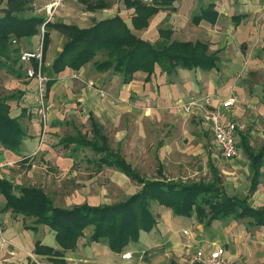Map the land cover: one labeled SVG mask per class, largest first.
Wrapping results in <instances>:
<instances>
[{
    "label": "crops",
    "instance_id": "obj_1",
    "mask_svg": "<svg viewBox=\"0 0 264 264\" xmlns=\"http://www.w3.org/2000/svg\"><path fill=\"white\" fill-rule=\"evenodd\" d=\"M176 1H174L173 5L162 7L157 14L153 15L146 29L136 31H142V35L139 36L155 44H159L163 39L160 34L162 28L172 30L170 41L205 42L209 45L210 53L216 52L219 57L215 67L210 69L179 67L176 71L168 73L157 65L155 72L152 74V79L149 81H146V72L137 71L131 82L124 83V77L121 74L112 70L100 72L95 67L92 70L88 65L79 70L67 67L64 71L56 73L51 68V64L58 53L53 56L50 50L49 53L47 50L45 66L48 69H46V74L49 80H53V85L50 88L51 90L48 91L50 110L46 133L43 132L42 120L37 112V81L28 78L26 75L17 77L6 69L1 70V74H6L4 79L6 90L19 89L24 92L20 99L10 101L12 113L18 116L22 113V109H28L29 112L32 110V114L31 117H23L29 136L24 140L21 152L15 153L0 147V178L10 180L17 187L30 186V182L27 181L29 179L37 181L35 178L38 168L40 169L47 165L45 170L49 171L54 170L52 167L54 165L56 168L58 167L56 170L61 171V176L79 164L78 162H84L83 160L94 166L93 179L101 174L104 168L113 169V167L105 166L98 171L95 161L90 160L94 157L91 149L88 150L93 153L92 156H86L83 151L87 149L76 151L72 146L67 147L61 142L67 135L75 134L79 130L84 132L76 125L75 120L73 121L74 118L81 114L78 108L80 106H83L84 110L88 112L89 120L94 116L101 123L106 133V128H108L109 124L117 125L120 122H124L125 119H129V121L135 118L140 120L143 117L161 115V113L168 112L169 108L175 104L188 102L193 97L208 94L214 95L210 105L222 110L223 119L226 122L234 120L239 125L237 142L240 154L241 149L243 150L240 147L241 136L246 135L249 139V133L243 132L239 121L235 120V115H238V117L243 115L240 107L242 105L246 107V103L257 106L258 102L260 107L264 106V103L260 102L261 100L252 83L248 80L249 70L261 69L260 67L264 61V0H197L198 3L202 1L198 10H196L197 1L194 4L192 3L195 0H183V5ZM203 1L207 2L203 3ZM210 6L215 7L214 9L218 13L215 23L206 17H201L203 11ZM2 7L3 5L0 6V9ZM171 7L173 8L172 12H166V9ZM192 11L194 13H192V22L203 36L196 39L177 38L178 32L176 30L177 25L180 24V17L183 16L182 14H188ZM199 17L200 20L198 21ZM164 21L173 25V27H160V24ZM130 25L132 26V21ZM153 27H157L155 39L150 37ZM196 29L192 30L197 32ZM189 32L191 33V31ZM186 34L188 35V33ZM34 37L30 40L24 39L22 42L31 43V46L28 47L34 49L40 43V39L35 42ZM157 41L159 42L157 43ZM231 42L238 45L244 43L242 46L243 49L245 48L244 52L241 49L240 53H221L225 45ZM62 47L58 48L59 52ZM87 82L89 83L87 84ZM93 84H96V86H93ZM101 89L109 91L111 97L107 98V96L102 95ZM260 92L264 100V85ZM231 95L241 96L242 102L237 99L235 105L228 108L224 107L222 105V97L226 98ZM15 108L17 109L16 111L14 110ZM193 109L190 113H186L171 108L169 113L175 121L179 120L176 118L177 115L186 116L192 131L195 130L193 126L202 129L200 131L201 133L203 132V135L198 133L196 135L197 138L201 142H205L208 145L206 147H215L216 155L227 161L215 143L216 139H214L211 129L212 124L206 118L205 113L202 109ZM233 109L234 113L230 115L229 113ZM189 117H191V120H189ZM65 123L74 125L75 132L69 131L66 134ZM56 132L60 134L57 142L53 140ZM56 144L57 147H55ZM163 145V142H161L159 148L163 147ZM63 148H69V151L63 154L61 151ZM112 148L114 147L112 146ZM114 149L123 154L121 147ZM81 152L84 153L82 157L80 156ZM243 152L245 153L244 150ZM161 157L157 154V170L159 162H162L163 166H165ZM20 162L24 167L20 169V173L14 172L15 168L21 167L19 165ZM45 162L47 163L44 164ZM7 164L10 166H5ZM209 165L211 171H213V167L218 168L221 179L222 174L226 175L228 171V173L237 174L241 170L238 165L226 170L219 164H215L211 158L209 159ZM37 166L40 167L37 168ZM165 167L166 176L170 179H176L166 173ZM261 171L262 176L258 189L253 194H250V188L253 185L252 177L245 183L248 186L247 189L240 186L238 181L232 180V177H227L228 180L225 181V184L222 179L223 187L228 193V190L232 191L233 193H229L231 195L238 196L241 199L247 198L250 205L264 208L263 189L261 191L264 186V179L261 182L264 175V165ZM120 172L126 182H135L139 185V189L132 192V194L137 193L142 185L122 171ZM38 179L42 182L41 178ZM31 186L36 185L32 184ZM43 186L37 185V187L41 188ZM75 193L72 192L68 196L73 201L78 199ZM6 203V196L0 192V264H59L55 260L58 256L47 253V251L36 252L37 241L44 245L52 246L55 250H61L62 255L59 258L72 264H196L193 262V257L198 249L209 251L220 246L226 248L228 264H264V226L250 223L249 218L238 219V217L231 216L218 218L211 224H206L200 222L196 215L190 217L177 215L171 208L157 203V211H154L158 218L157 226L152 231H142L139 241H134L121 252L113 251L105 241L92 240L91 236L94 232V227L93 230L85 229L84 235L78 241L77 248L62 250L56 239L55 231L48 224L37 223L35 217H26L24 214L15 213L11 209H5ZM83 203H89L90 205L102 204L78 200L72 206ZM72 206L65 204L60 207ZM182 216L187 218L186 224L189 227H185ZM126 252H132V258L124 259L122 255Z\"/></svg>",
    "mask_w": 264,
    "mask_h": 264
},
{
    "label": "trees",
    "instance_id": "obj_2",
    "mask_svg": "<svg viewBox=\"0 0 264 264\" xmlns=\"http://www.w3.org/2000/svg\"><path fill=\"white\" fill-rule=\"evenodd\" d=\"M117 1L124 2L128 9H134L133 27L120 14L98 19L90 26L55 19L46 22L44 15L31 13L37 0H0V6L3 5L0 9V70L6 69L17 77L27 76L25 64L20 61V43L41 33L44 24V60L52 42V32L56 30L66 37L62 50L51 64L56 73L67 67L79 70L93 61L98 71L112 70L124 77V83H129L137 71L146 72V81H149L157 65L168 73L179 67H215L219 57L216 52L210 53L205 42L170 41L172 30L162 28L160 34L163 39L155 44L134 31L146 29L153 15L162 7L173 5L176 0H152L151 3L145 0H81L93 12L111 9ZM214 8H206L201 17L215 23L218 13ZM52 85L53 80H49V90ZM23 93L19 89L9 94L0 93V147L15 153L21 152L24 140L29 136L23 122L27 109H22V113L15 116L10 101L20 99ZM90 120L91 137L79 130L65 136L61 142L76 151L91 149L94 157L90 160L95 161L98 171L105 166L122 171L142 185L137 193L114 203L60 207L41 187H17L10 180L0 178V192L7 198L5 209L35 217L37 223L48 224L55 231L62 250L77 248L85 229L93 225L92 240L105 241L113 251L121 252L134 241H139L142 231H152L157 226L158 218L152 209L154 203L171 208L177 215H196L200 222L206 224L232 216L249 218L250 223L264 226V208L250 205L247 198L229 194L223 187L218 168L213 167L209 180L184 181L168 178L165 166L159 162L158 176L151 179L142 175L120 151L112 148L103 126L94 116ZM249 141L246 135L241 136L240 147L249 157L253 169L250 188V194H253L262 176L264 146L257 151ZM36 245V252L47 251L58 256L57 262H65L59 258L61 250L39 241Z\"/></svg>",
    "mask_w": 264,
    "mask_h": 264
},
{
    "label": "rangeland",
    "instance_id": "obj_3",
    "mask_svg": "<svg viewBox=\"0 0 264 264\" xmlns=\"http://www.w3.org/2000/svg\"><path fill=\"white\" fill-rule=\"evenodd\" d=\"M145 1L148 3L152 2V0ZM182 1L183 0H177L176 2L182 3L183 5L184 2ZM196 1L197 0L193 1L192 3L194 4ZM206 2L207 1H203V3ZM201 4L202 1H200L199 3L197 1L196 10L200 8ZM48 8H51L50 13L53 16L51 20H66L68 23H76L80 26H90L98 19L113 16L115 14L122 15L131 24V17L134 13V9H128L126 7V4H124V2L122 1H117L109 10H97L93 13L87 9L86 5L81 2V0H37V2H35V9L31 13H37L40 15L42 14L47 19L50 16ZM172 9V7L170 9H166V12H172ZM192 13L193 11L189 12L188 14H182L183 16L180 17V24L177 25L178 27L176 30L178 32V35L176 36L177 38L196 39L203 36L201 32L195 28L192 22V15L194 14ZM160 27L170 28L173 27V25L169 24L167 21H164L160 24ZM191 28L196 29L197 32L193 31ZM134 31L137 34L142 35V31ZM189 31H191V33ZM186 33H188V35ZM42 35L43 30L38 34V36L34 37V41L38 42L39 39L41 40L40 37H42ZM156 36L157 27H153L150 32V37L152 39H155ZM65 41L66 37L63 34L56 30L53 31L52 42L49 46L48 53L49 50L53 56L59 53L58 48L62 47ZM158 42L159 41H157V43ZM30 44L31 43L29 42L20 43L22 47L21 49H33L29 48L31 46ZM243 44L238 45L234 44V42H231L228 45L226 44L221 53L228 54L229 52V54H235L240 53L239 51H241V49L244 52L245 48H242ZM32 46L34 45L32 44ZM101 57L102 56H100L99 58ZM88 67L94 70L95 66L93 61L88 64ZM260 68L261 69L249 70L248 80L250 83H252L256 93H258V97L261 100L260 102L264 103V100L261 97L262 94L260 92L262 86L264 85V61L263 65ZM46 69H48V67ZM5 76L6 74H1L0 70V93L9 94L12 92V90H6L4 86ZM89 82H87V84ZM93 86H96V84H93ZM100 91L106 90L101 89ZM106 93L107 98L111 97L109 91H106ZM240 97L241 96L238 97V100L242 102ZM175 105L171 108L179 111L175 107ZM78 108L81 114H79L80 116H78L77 118H74L73 121L75 120L76 125L85 133L87 132L91 137L93 133L88 112L84 110L83 106H80ZM171 108H169V111L171 110ZM240 108L241 111H243V115L241 117L235 115V120L239 121V124L243 128V132L249 133V142L251 143V145L259 150L264 146V106L260 107L257 102V106H252L246 103V107L242 105ZM14 110L16 111L17 109L15 108ZM169 111L161 113V115L156 114L154 116L152 115L149 117H143L140 120H136V118L130 121L129 119H125L124 122H120L117 125L113 124L114 126L109 124L108 128H106V133L109 135L111 145L114 148L121 147L123 150L122 152L128 159V161L135 165L137 170L142 175H145L147 177L152 178L158 175L157 154H159L160 157L162 156L161 159L166 166L165 170L169 176L180 180H209L212 177V171L209 165V159L211 158L215 164H219L226 170H230L235 165L241 167V170L237 174L228 173L229 171L226 172V175L222 174L224 184L225 181L228 180L227 177H232V180L238 181L240 183V186H243V188L245 189L248 188L245 183L246 181L251 179L252 169H250L249 159L242 149L239 157L227 161L222 159L221 157L216 155L215 147H206L208 145H206L205 142H201L197 138L196 135L198 133L203 135V132L201 133L200 131L202 129H198L190 124L191 126H193V129H195L194 131H192V129L188 125V123L190 122L187 120L186 116L177 115L176 118H178L179 120L175 121L171 118ZM232 113H234V109L229 114L231 115ZM31 114L32 110L29 112V110L27 109L23 117H31ZM66 120L68 119L66 118ZM189 120H191V117H189ZM65 128L67 129V133L65 132L66 134H68L69 131L72 133L75 132L74 125L70 123H65ZM58 136H60V134L56 132L55 136L53 137V140L55 142L59 140ZM161 142H163L164 145L163 147L159 148ZM55 147H57V144L55 145ZM61 151L64 154L65 152L69 151V148H63ZM83 152H85L86 156H92L93 154L88 149ZM80 156H84V153L81 152ZM83 161L84 162H78L79 164L75 165L70 171H67L65 175L61 176V171L56 170L58 167L56 168L54 165H52L54 170L49 171L45 170L47 169V165L43 166L40 169L38 168L40 166H37L38 170L36 171L37 174L35 178L37 181L29 179V181L27 182H30L29 184H34L36 186L44 185L43 189L53 200H55V204L57 206H59L60 204V206L65 204L72 206V204H74L78 200H86L87 202L102 204L107 202L114 203L123 200L130 195H133L132 192L139 189V185H137V183L130 181L126 182V179L123 177L121 172L115 170L114 168H104L101 174H95L97 176L95 179H93L92 175H94L95 171L94 166L86 160ZM46 163L47 162H45L44 164ZM10 165L7 164L5 166L9 167ZM19 165L21 167L18 169L15 168L14 172L20 173V169H22L24 165H21V162L19 163ZM33 177L35 176L33 175ZM38 178H41L42 182ZM263 179L264 175L261 182L263 181ZM71 186L75 188H72ZM262 189L264 192V186L263 188H261V191ZM228 191L229 193H233L230 190ZM72 192H76L75 194L76 197L78 196V199H75L73 201L71 197H68ZM157 206V203L153 204V211H157ZM181 218L185 223V227H189L188 224H186L187 218L183 216ZM93 227L94 226L91 225L88 226L87 229L93 230Z\"/></svg>",
    "mask_w": 264,
    "mask_h": 264
},
{
    "label": "built area",
    "instance_id": "obj_4",
    "mask_svg": "<svg viewBox=\"0 0 264 264\" xmlns=\"http://www.w3.org/2000/svg\"><path fill=\"white\" fill-rule=\"evenodd\" d=\"M50 16L46 19L49 22L52 19L51 8H48ZM45 32V24L42 27ZM16 42V41H15ZM20 61L25 64V72L27 77L37 81V106L38 114L42 120L43 132L46 133L49 117V103H48V82L49 77L44 70V36L42 35L40 43L34 49H22L20 52ZM102 95H107L106 91H100ZM214 95H204L193 97L188 102L176 104L175 107L181 111L190 113L193 108L202 109L206 118L210 121L211 129L214 134L216 145L221 150L223 157L227 160L237 157L240 151L237 142L238 124L234 120L223 119L222 110L214 108L210 105ZM238 96L231 95L229 97H222V105L224 107H231L235 105ZM6 241V240H4ZM132 252H126L122 255L124 259L132 258ZM193 262L197 264H228L226 256V248L220 246L214 250L198 249L193 257ZM59 264H72L65 261Z\"/></svg>",
    "mask_w": 264,
    "mask_h": 264
}]
</instances>
